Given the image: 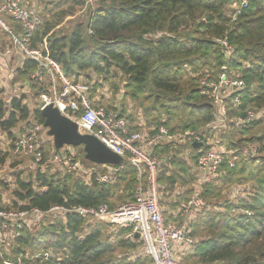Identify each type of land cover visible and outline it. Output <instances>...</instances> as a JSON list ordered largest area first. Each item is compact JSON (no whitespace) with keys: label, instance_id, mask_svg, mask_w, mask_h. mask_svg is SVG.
Returning a JSON list of instances; mask_svg holds the SVG:
<instances>
[{"label":"trees","instance_id":"obj_1","mask_svg":"<svg viewBox=\"0 0 264 264\" xmlns=\"http://www.w3.org/2000/svg\"><path fill=\"white\" fill-rule=\"evenodd\" d=\"M30 1L44 23L27 47L59 64L69 80L83 78L93 91L108 83L106 92L113 103L94 107L126 118L137 127L130 128L133 132L151 135L155 131L151 126H164L173 135L199 133L203 143L200 149L169 144L155 147V154L151 152L161 164L159 204L162 193L172 195L175 186L194 179L186 163L176 158L178 154L188 151V161L196 167L200 156L214 144L228 154L218 176L202 184L200 196L212 203L234 181L252 184L250 197L235 207L240 214L204 211L190 220L196 242L181 248L177 253L179 263L264 264V112H258L264 109V0H91L92 4L89 0ZM242 2L247 3L245 8ZM233 5L236 6L229 17L225 9ZM83 10L86 20L74 23L66 33L64 26ZM8 22L16 28V23ZM223 39L233 48L229 59L220 42ZM38 67L39 63L26 57L13 71L11 84L25 83L32 90L31 105L26 103V95L7 101L0 97V135L10 146L26 124L43 125L39 95L46 88L30 78ZM223 67L231 76L234 73L239 77L245 88L238 112L230 101L235 94L228 97L227 119L234 117L231 130L212 144L213 131L226 130L228 124L214 125L211 101L200 95L195 78L207 73L216 77ZM104 98L109 99L107 95ZM249 110L258 112L256 120L238 125L235 118L244 117ZM138 120L143 128L136 125ZM43 137L48 138L46 131ZM50 140L41 146L44 157L55 150ZM243 144L257 147L256 157L247 155L242 159L238 148ZM74 149L81 162L96 165L84 160L81 147ZM10 153L0 150V166L8 162L14 169L21 164L16 157L30 163L33 160ZM254 164L259 165L255 168ZM48 168L42 171L36 166L32 171L12 173L14 201L0 202V212L35 209L39 213L26 215L19 222L21 229L13 228L10 255L0 250V264L15 262L19 257L23 264H150L148 258L135 256L140 249L138 243L124 240L129 229H115L73 213L50 212L56 207L96 209L103 205L114 211L132 202L138 184L135 168L125 162L120 165L118 181L113 185H98L94 180L85 184L81 177L57 169L50 173ZM190 195V191L177 195L181 196L178 203L188 201ZM226 203L221 206L229 213ZM47 252L53 256L45 260Z\"/></svg>","mask_w":264,"mask_h":264},{"label":"built area","instance_id":"obj_2","mask_svg":"<svg viewBox=\"0 0 264 264\" xmlns=\"http://www.w3.org/2000/svg\"><path fill=\"white\" fill-rule=\"evenodd\" d=\"M246 5V2L241 3L242 8ZM7 18L19 25L18 37L14 35L6 21ZM43 23V17L34 9L30 0H0V31L9 36L14 49L39 63V67L30 76L31 80L41 84L42 87L48 85L45 92L39 95L40 109L52 105L62 116L76 123L80 134L96 137L138 173V184L134 190L133 201L114 211H110L103 205L96 209L56 207L50 212L73 213L82 219L106 223L115 229H129L123 237L124 240L138 243L140 246L138 254L148 258L150 264H180L177 253L181 252V248H189L196 242L190 220L198 213L205 211L206 203L198 194L194 195L179 206L181 224L168 223L159 204L158 177L161 164L158 157L151 154V150L156 146L169 144L192 146L194 143H202L199 133L187 131L181 135H173L164 126L158 128L151 126V129H155L151 135L150 132H133L130 130L131 123L126 118L107 114L103 107H94L90 85L69 80L59 64L49 57H43L40 51H32L27 47L32 35L43 26ZM220 42L229 59L233 48L225 39ZM45 74L48 75L50 83L45 80ZM235 76H231L228 69L223 67L216 77L207 73L195 78V85L200 95L211 101L216 117L214 125L228 124L226 121L230 95L235 94L230 101L237 112L241 105V93L245 84ZM258 112H264V109ZM258 112L249 110L244 117L235 119L236 123L247 125L256 120ZM45 131L43 125L37 122L26 124L10 146V152L14 156L32 158V163L42 171L52 166L67 175L81 177L85 184L93 180L98 185L117 183L121 169L118 168L119 166L86 165L78 159L73 147L48 151V156L44 157L41 146L49 140L43 137ZM250 150L249 155L254 157L257 153L256 147H251ZM225 154L228 152L216 151L212 147L200 156L197 161L200 173L199 184L207 183L218 176L219 167L225 161ZM229 166L233 165L230 163ZM37 213L39 212L35 209L25 212H0V237H13V228L16 226L17 229H21L19 222L26 215ZM136 235L138 238L135 237ZM43 257L46 260L48 255L45 253ZM17 260L18 264H23L20 258ZM5 264L15 263L5 262Z\"/></svg>","mask_w":264,"mask_h":264},{"label":"rangeland","instance_id":"obj_3","mask_svg":"<svg viewBox=\"0 0 264 264\" xmlns=\"http://www.w3.org/2000/svg\"><path fill=\"white\" fill-rule=\"evenodd\" d=\"M89 3L92 4V1L89 0ZM235 6L236 5L230 6L228 11H227V8L225 9L226 10V14L229 17H232L233 9H235ZM85 20H86V11L83 10L82 12L77 14L74 18H72V20L64 26V29H65L64 31L66 33H68L71 30V27L73 26L74 23L83 22ZM18 56L14 52H12L10 54V56L5 60V63L7 64L8 69L11 70V69H15L17 67V63H18L17 62V60H18L17 58H19ZM230 71L233 72L232 70H230ZM232 74L235 75L234 73H232ZM79 80L83 82V78H80ZM106 84H108V83H106ZM106 84L102 87V89H100L99 93L95 94V98L96 99L97 98L99 99L100 97L103 98L102 94L107 95V97L109 99L104 98V102L102 103L104 105L105 104L108 105L109 103L110 104L113 103V99H112L111 95H109L110 93L106 92L107 87H108ZM0 88H2V87H0ZM0 91H1L0 92V97L2 99H4L5 101H7L10 98H13L15 96L18 97L20 95H26L27 96L26 103L28 105H31V103H32L31 95H32L33 92H32L31 89L28 88V86L25 83H19L18 85H15V86L8 85L4 89H1ZM119 102L120 101L116 100L117 104ZM128 105L131 106V104L129 102H128ZM232 121H234V117H231V118L227 119L226 124L228 123V127H227L226 130L221 129L220 131L214 133L212 144H214L215 139H217V138L219 139L225 132L228 133L231 130L229 127H230V123ZM5 139H6L5 136L0 135V150H2L3 153H6L7 150H8V146H7L8 141L5 140ZM49 139H51V138H49ZM50 141H52V140H50ZM251 147H253V145L250 144L249 147L247 148L246 144H243L242 147L238 148L239 149L238 151H240L242 159H247L248 158L246 156L249 155V153L251 151L250 150ZM213 148H215L216 151H224V149L222 147L216 148L215 146H213ZM256 149H258V148L256 147ZM10 154L12 155V153H10ZM12 156L16 157L14 155H12ZM16 160L18 162H20L21 164L16 166L14 169H11L9 167L8 162H6V164L4 166H0V199H4L7 204H10V203H12L14 201V198H13V196L11 194L12 191L15 189V184H14V180L12 178V173L16 172V171H21V170H31L32 171V170H35V167H36L32 162L30 163L26 159H23V158H20V157H16ZM254 165L255 166H253V167L257 168L259 164H254ZM52 169H54V168H48L50 173H54V170L52 171ZM198 175L199 174H197V173L193 174L194 179H193V181H191V178H189L188 179V182H189L188 184H186V185H182L181 184V194H185V193L187 194V192L190 191V193H191L190 197H193L196 194H198L199 196L202 195V191H203L202 188L203 187H202V184H199L198 179H199L200 175H199V177H198ZM251 187H252V184L250 182L239 183V181H234L231 185H226L224 187V189L222 190L220 197L217 200H214L216 202L212 201V203H210V202L208 203L206 200H204L200 196L206 202V208H205L206 212H205V214L210 212V211H212L213 213L229 214V215H232V216H234V215L236 216L237 214H240V212H238L239 209H236L235 207L238 204H240L241 201L247 200L248 197H250L251 192H252V188ZM173 193L176 194V198L177 199L180 198V196H177L180 193L179 184H178V186H175V191ZM169 201H170L169 196L164 194V193H162L161 194L160 206L161 207L166 206L168 209H170V207L168 205ZM226 201H227V203H226L227 206L230 207V209L228 211L229 213H227L225 208L221 206L222 203L226 202ZM172 207L175 209L176 205L172 203ZM245 214L249 215L250 213H245ZM12 234H14L13 231H12ZM12 245H13V238L12 237H4V238L0 237V250H3L5 253H7V255H10V249L12 248ZM138 251H139V248L135 252V256H136V254H138ZM46 254L48 255V257H52L53 256L52 252H47ZM19 258L21 259V257H19ZM7 261L9 262V260H7ZM14 263L18 264V260H16Z\"/></svg>","mask_w":264,"mask_h":264},{"label":"water","instance_id":"obj_4","mask_svg":"<svg viewBox=\"0 0 264 264\" xmlns=\"http://www.w3.org/2000/svg\"><path fill=\"white\" fill-rule=\"evenodd\" d=\"M40 115L46 135L51 138L56 151L64 147H81L84 160L92 164L118 167L124 163L120 156L106 148L96 137L80 134L76 123L62 116L52 105L40 109ZM202 146V143L192 144L194 149ZM135 237L138 238V235Z\"/></svg>","mask_w":264,"mask_h":264},{"label":"crops","instance_id":"obj_5","mask_svg":"<svg viewBox=\"0 0 264 264\" xmlns=\"http://www.w3.org/2000/svg\"><path fill=\"white\" fill-rule=\"evenodd\" d=\"M10 19L9 18H7L6 19V21L8 22ZM10 21H12V20H10ZM13 22V21H12ZM15 23V22H14ZM8 24H9V22H8ZM17 24V23H16ZM10 26V25H9ZM11 29L13 30V33H14V35L16 36V37H18L19 35H20V28H19V25L17 24V26H16V28H12L11 27ZM1 33H0V49H2V47L3 46H5V50H4V52L3 53H0V87H2V88H0V90L1 89H4L6 86H8V85H12L11 84V82H12V79H13V71H14V69H8V66H7V64L5 63V60L10 56V54L12 53V52H14L19 58H17L18 60H17V67H20L21 65H22V62L24 61V59L26 58V56L25 55H23L20 51H18V50H16V49H14V46H13V43H12V41H11V39L9 38V36L7 35V34H5V33H3L2 31H0ZM11 58V57H10ZM16 67V68H17ZM44 78H45V80H47V83H50V80H49V77H48V75H44ZM19 83H17V84H14L13 86H15V85H18ZM45 88H48V85H45ZM91 89H92V100H93V104L96 106L97 104H99V103H103L104 102V99L103 98H95V94L96 93H99L100 92V89L99 88H97V89H94V91H93V88L91 87ZM3 91V90H2ZM102 96L103 97H105V95L104 94H102ZM119 104V103H118ZM136 125H138L139 127H141V128H143V124L142 123H140V120H138L137 122H136ZM134 127V128H137L135 125H131V127ZM214 133H215V131H213V134H212V136L214 137ZM6 140V139H5ZM7 144V143H6ZM215 145V144H214ZM214 145H212V146H214ZM7 146H8V150H7V152H10L9 150H10V143L8 142V144H7ZM45 146H46V144H45ZM162 146H164V145H162ZM156 147H158V146H156ZM180 148V147H179ZM202 148V147H201ZM216 148H220V147H216ZM76 151V150H75ZM157 151V148H153L152 150H151V152H153L154 154H155V152ZM175 156H176V154H175ZM188 156H189V152L188 151H185L184 153H183V155L181 156V153H179L178 154V156L176 157V158H178V159H180V161H181V159L184 161V163H186L185 165L187 166V168L188 169H191V172L193 173V174H199L200 175V173H199V171H198V167H197V164H196V167L195 166H193L192 165V162H190V161H188ZM27 158V157H26ZM9 164V163H8ZM199 175H198V177H199ZM180 193L178 194V195H180L181 194V185H180ZM167 195V194H166ZM176 194H172V195H169V198H170V201L168 202V205H169V207H170V209H168L166 206H163V207H161L162 208V211H163V216L166 218L165 220L168 222V223H172V224H176V225H179V224H181V221H182V218H181V216L179 215V206H180V204L182 203H178V202H180V200H181V198H178V199H176V196H175ZM181 197V196H180ZM0 202L2 203V204H7L6 203V201L4 200V199H0ZM172 203L173 204H175L176 205V207H175V209L172 207ZM178 220V221H177ZM170 221V222H169Z\"/></svg>","mask_w":264,"mask_h":264}]
</instances>
